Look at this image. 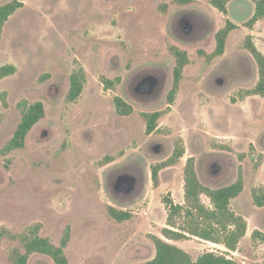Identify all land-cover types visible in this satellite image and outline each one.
I'll use <instances>...</instances> for the list:
<instances>
[{
  "label": "rangeland",
  "instance_id": "374dc122",
  "mask_svg": "<svg viewBox=\"0 0 264 264\" xmlns=\"http://www.w3.org/2000/svg\"><path fill=\"white\" fill-rule=\"evenodd\" d=\"M12 1L0 0V5ZM18 1L24 7L6 23L0 41V67L17 68L0 80L7 101L5 107L0 100V231L19 235L40 225V235L59 246L70 229L65 250L70 264L150 261L156 249L149 236L163 238L166 227L162 198L171 194L176 203L184 202V168L194 157L208 187L231 185L242 173L245 189L232 209L247 218L252 232H264V207L252 199L253 189L264 187V97L243 98L259 78L257 64L244 49L242 38L250 33L244 24L229 37L224 55L208 63L199 52H214L215 35L225 26L209 0L190 5L173 0ZM239 6L231 5L233 22L249 15ZM185 17L199 19L202 29L183 33ZM253 31L264 53V20ZM171 46L190 58L172 105L168 95L176 62ZM81 67L85 88L76 103H69L70 77ZM150 74L162 79V94L154 99L133 95L131 84ZM102 77L121 81L106 90ZM117 96L133 107L132 115H118ZM23 100L42 102L46 116L29 133L24 149L3 155L20 123L17 105ZM154 112L167 113L158 122L160 133L147 135L143 114ZM178 144L185 149L183 159L163 169L155 187L152 167L166 162ZM127 176L137 178L135 189L126 185ZM109 206L132 218L114 221ZM177 244L194 259L224 250L198 239ZM15 249L25 252L20 241L2 238L0 264H12ZM232 256L238 264H264V243L251 233ZM28 264L54 262L34 254Z\"/></svg>",
  "mask_w": 264,
  "mask_h": 264
},
{
  "label": "trees",
  "instance_id": "16d2710c",
  "mask_svg": "<svg viewBox=\"0 0 264 264\" xmlns=\"http://www.w3.org/2000/svg\"><path fill=\"white\" fill-rule=\"evenodd\" d=\"M234 0H209L212 8L217 10L225 19V26L216 35V48L211 54L200 51L199 54L211 63L215 58L221 57L226 52L227 41L230 34L240 27L234 24L229 18L228 3ZM255 4L254 15L244 23V27L250 31L244 40V49L252 56L258 67V82L251 90L243 93V98L260 96L264 97V53L258 49L254 42L251 31L257 23L264 20V0H253ZM178 5H190L196 0H173ZM24 3L18 0L0 5V41L4 27L9 19L20 9ZM169 53L175 58L173 72V88L168 95V102L172 105L180 90L183 80L184 70L190 64V58L185 50L176 46L169 48ZM17 68L14 65H4L0 67V80L16 74ZM102 83L106 90L113 89L121 80L117 78L109 80L102 77ZM86 84V72L84 68L75 70L70 77V89L67 95L69 103H76L81 97ZM0 100L7 107L5 94H0ZM114 105L116 112L120 116H130L134 109L123 98L115 97ZM21 114L12 139L2 150L3 155H7L16 150H22L26 146V140L32 129L46 116L44 104L42 102L30 103L23 100L17 105ZM167 112L144 113L146 122V133L152 135L160 133L159 120ZM185 149L178 144L172 156L163 163L152 167V181L155 187L159 186L160 172L177 165L184 157ZM245 189V181L242 173L231 185L222 188H211L202 183L196 169L194 157L188 158L184 168V202L176 203L171 194L162 198V204L167 213L166 227L162 230V236L150 235L156 249L155 257L140 264H238L232 256L237 252L242 240L248 232V221L243 216L232 209V201L237 199ZM204 197L209 200L205 203ZM253 203L258 208L264 207V187L254 188L252 191ZM109 216L116 222L122 223L132 218L130 212L118 210L112 206L108 209ZM40 225L29 228L26 232L14 235L6 229L0 231V241L4 237L20 241L25 249L22 253L15 249L11 253L12 264H28L29 259L34 254H41L49 257L54 264H70L65 253L70 242V229H67L59 246L53 244L48 238L40 235ZM198 239L203 242L223 246L225 250L204 252L194 259L186 250L172 242L188 241ZM252 239L264 243V232L255 230Z\"/></svg>",
  "mask_w": 264,
  "mask_h": 264
},
{
  "label": "flooded vegetation",
  "instance_id": "af4514ba",
  "mask_svg": "<svg viewBox=\"0 0 264 264\" xmlns=\"http://www.w3.org/2000/svg\"><path fill=\"white\" fill-rule=\"evenodd\" d=\"M192 28V29H190ZM183 33H188V31H200L202 29V24L199 19H194L191 17H185L182 19L181 26ZM131 88L133 89V95L139 94L146 99H154L162 94V90L164 88L162 79L157 75L150 74L147 78L140 77L137 81H134L131 84ZM126 185H130L132 189L134 188L135 180L132 176H127L125 179ZM133 183V185H131Z\"/></svg>",
  "mask_w": 264,
  "mask_h": 264
},
{
  "label": "crops",
  "instance_id": "0c3cea01",
  "mask_svg": "<svg viewBox=\"0 0 264 264\" xmlns=\"http://www.w3.org/2000/svg\"><path fill=\"white\" fill-rule=\"evenodd\" d=\"M234 3H239V7H240V9H242V10H249V15L247 16V17H245V18H243V19H240V21H232L231 19V21L234 23V24H236L237 26H242V24H244V23H246L253 15H254V12H255V4H254V2H252V0H234V1H231V2H229L228 3V12H229V17H230V15H231V5H233ZM248 3H251V5H250V8H249V4ZM239 30V29H238ZM238 30H235V31H238ZM235 31H233V32H235ZM232 32V33H233ZM231 33V34H232ZM251 33H252V35H255V31H251ZM231 34H230V36H231ZM247 35V34H246ZM229 36V37H230ZM245 38V34H244V37L242 38V39H244ZM229 39V38H228ZM228 42V41H227ZM222 57V56H221ZM252 57V56H251ZM252 60H253V66H254V59L252 58ZM246 218V217H245ZM247 219V218H246ZM248 221V220H247ZM253 226H255V224H253ZM259 231H261V230H259ZM251 233H253L252 232V228H251V225H250V223L248 222V232H247V235H246V237L244 238V239H247V237H249V235L251 234ZM243 239V240H244ZM243 240H242V242H243ZM178 242H181V241H178ZM178 242H172V243H174L175 245H177V246H179L177 243ZM241 242V243H242ZM207 243V242H206ZM240 243V244H241ZM213 245H215V244H213ZM216 246H219V245H216ZM180 247V246H179ZM219 247H222L223 249H224V247L223 246H219ZM225 250V249H224ZM233 253H235V252H233Z\"/></svg>",
  "mask_w": 264,
  "mask_h": 264
},
{
  "label": "water",
  "instance_id": "95a60500",
  "mask_svg": "<svg viewBox=\"0 0 264 264\" xmlns=\"http://www.w3.org/2000/svg\"><path fill=\"white\" fill-rule=\"evenodd\" d=\"M121 178H123V177H121ZM121 178H120V179H121ZM133 179L135 180V184H134V186H133V187H135V188H136V184H137V181H136V180H137V178H133ZM135 188H133V189H135Z\"/></svg>",
  "mask_w": 264,
  "mask_h": 264
}]
</instances>
